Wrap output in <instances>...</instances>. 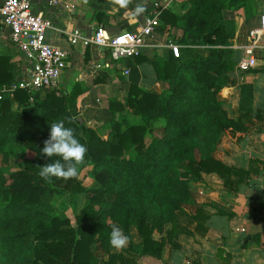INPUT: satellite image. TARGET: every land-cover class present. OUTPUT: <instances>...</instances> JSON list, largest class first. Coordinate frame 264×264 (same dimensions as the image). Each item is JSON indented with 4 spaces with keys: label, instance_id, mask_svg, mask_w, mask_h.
I'll return each mask as SVG.
<instances>
[{
    "label": "trees",
    "instance_id": "1",
    "mask_svg": "<svg viewBox=\"0 0 264 264\" xmlns=\"http://www.w3.org/2000/svg\"><path fill=\"white\" fill-rule=\"evenodd\" d=\"M180 6L181 11L164 8L158 26L166 33L179 30L180 34L171 36L179 43L178 55L169 51L164 58L148 59L165 87L150 91L120 76L118 89L124 93L122 101L107 102L105 136L75 118L79 88L73 87L68 95L54 89L30 94L21 86L7 94L0 91V158H7L3 148L7 143H20L31 151L21 167L8 174L0 166V264H97L93 242L107 252L98 264H114L117 258L128 264L143 253L159 256L165 241L172 242L177 231L187 230L179 223V215L184 214L181 204L190 194L189 179L213 172L225 190L234 192L244 175L255 171L209 154L220 131L248 128L227 115L218 91L221 78L235 62L232 49L223 46L233 36V19L225 18L222 10L232 9L242 17L237 33L241 40L251 26L254 0H183ZM108 16L96 12L103 26ZM120 23L129 28L123 20ZM134 57L147 60L142 55ZM19 70V63L0 55V87L13 81ZM250 99L251 85L241 84L239 106L247 103L242 115L251 111ZM127 115L138 120L129 121ZM255 115L264 116V112L257 110ZM61 120L88 149L79 170L91 165L89 186L79 178L46 182L38 175L40 166L60 159L44 156L41 149L50 125ZM81 192L85 200L73 214V222L50 201L58 195L73 208ZM193 217H198V210ZM113 225L129 237L127 258L108 250ZM131 227L140 239L137 243L130 239Z\"/></svg>",
    "mask_w": 264,
    "mask_h": 264
},
{
    "label": "crops",
    "instance_id": "2",
    "mask_svg": "<svg viewBox=\"0 0 264 264\" xmlns=\"http://www.w3.org/2000/svg\"><path fill=\"white\" fill-rule=\"evenodd\" d=\"M54 1L30 0L34 12L51 19V26L45 31L46 41L66 51V64L58 75L56 85L40 90L54 89L55 93L68 95L73 87L79 88L80 91L75 95L74 108L85 125L96 130L102 120H97L93 113L99 110L97 114L101 111L100 115L108 119V100L116 98L122 101L121 95L124 92L118 89L120 76L150 91L165 87V80L156 78L148 61L164 58L169 52V48L163 44L164 37L168 36L159 27L141 51L134 55L147 57V60L139 61L134 56L111 59L102 48L81 43L72 44L66 35L69 28L76 26L85 32L89 31L98 23L97 11L109 14L104 26L110 32L125 29L120 20H123V24L127 23L129 28L133 27L142 19L144 13L133 17L132 10L137 5L147 9L151 0H132L128 9H117L115 5L109 8L95 6L90 0L87 3L85 0ZM182 1L172 0L170 8L181 11ZM262 2L263 0H254L255 11L249 20L251 26L258 23ZM222 14L225 18L233 19V36L227 38L223 46L232 49L231 55L235 59L240 45L245 41V37L241 40L237 38L242 17L232 9H223ZM161 22L160 19L158 26H161ZM0 55H7L10 61L19 63L20 67L17 77L8 85L0 87L1 93L7 94L14 88L12 84L24 75L27 63L9 40L8 29L1 22ZM243 83L251 85V111L246 115L241 113L246 109L247 103L239 106V87ZM220 84L218 98L227 115L248 128L244 131L229 128L220 131L209 154L228 164L243 168L250 166L255 171L244 175L245 180L237 185L234 192L225 190L221 179L213 172L202 173L199 179H189L187 185L190 194L181 204L184 214L179 215V223L187 230L177 231L172 242L165 241L159 256L139 254L130 259L128 264H264V116L255 115L257 110L261 114L264 112V48L257 51L255 67L249 71H238L233 65L225 73V77L221 78ZM101 95L106 99L104 105L97 101ZM72 110L74 109H70L71 112ZM86 113H92L91 117L88 118ZM101 135L105 136L106 132ZM197 210L198 217L194 218ZM186 216L192 219L188 220ZM139 240V237L131 239L133 243ZM108 250L120 254L123 259L129 255L126 248L120 252L111 247ZM114 264L125 263L117 258Z\"/></svg>",
    "mask_w": 264,
    "mask_h": 264
},
{
    "label": "built area",
    "instance_id": "3",
    "mask_svg": "<svg viewBox=\"0 0 264 264\" xmlns=\"http://www.w3.org/2000/svg\"><path fill=\"white\" fill-rule=\"evenodd\" d=\"M171 1L151 0L142 19L128 29L110 32L102 24L95 23L85 32L76 26L66 31L67 39L72 44L102 48L114 60L134 56L155 35L160 13ZM0 22L7 27L9 40L27 63L24 75L12 86H21L30 94L54 87L66 64V51L45 39V31L51 26L50 17L34 12L30 0H1ZM163 44L174 56L178 55L179 43L165 36ZM239 48L235 68L238 71L252 68L256 64L257 51L264 48V0L258 23L247 29L245 41Z\"/></svg>",
    "mask_w": 264,
    "mask_h": 264
},
{
    "label": "clouds",
    "instance_id": "4",
    "mask_svg": "<svg viewBox=\"0 0 264 264\" xmlns=\"http://www.w3.org/2000/svg\"><path fill=\"white\" fill-rule=\"evenodd\" d=\"M87 3V0H85ZM110 3L120 9H128L132 0H110ZM145 7L137 5L132 10L133 17L145 12ZM88 149L77 138L74 130L65 126L64 121H56L50 125L49 138L44 141L41 152L44 156L52 158L59 157L51 163L40 166L38 175L46 182H51L53 178L68 180L78 178L79 169L85 163ZM129 237L123 230L113 225L109 234V245L116 252L123 251L129 244Z\"/></svg>",
    "mask_w": 264,
    "mask_h": 264
},
{
    "label": "rangeland",
    "instance_id": "5",
    "mask_svg": "<svg viewBox=\"0 0 264 264\" xmlns=\"http://www.w3.org/2000/svg\"><path fill=\"white\" fill-rule=\"evenodd\" d=\"M90 1H92L91 3H94L95 6L101 5V6H104L106 8H109V7H111V5H113L112 3H110V0H90ZM117 9H120V8L117 7ZM178 34H180L179 30H177V32H175V30L172 31L171 29L166 33V35L168 36L169 39L172 38L171 36H174V35L177 36ZM198 48H200V50L202 49L201 46H199ZM256 65H257V55H256V64L253 67H255ZM252 68H250V69H252ZM250 69L245 70V71H249ZM112 90H114V89H112ZM97 101L100 102L102 105H104L106 103V99L102 95L97 99ZM98 111L99 110H97L93 114L95 115L97 120H102V122L100 123L99 126H97L96 130H97V132H99V134H103V133L107 132V130L109 128V122H108L107 117H105L104 115H100L101 111L99 112L100 114H97ZM81 113L84 114L83 111H81ZM91 114L90 115L87 114L88 118L91 117ZM127 119L129 121H137L138 120V118L133 117L132 115H127ZM153 132H155V131H153ZM149 138H150L149 135L145 136L146 140H148ZM3 148H5V150L8 152L6 160L3 161L0 158V166L2 167L3 172L5 174H8L9 171H12L14 169L21 167L23 157L31 154V151L24 148V146H22L20 143H7L3 146ZM78 178L82 181L83 184H85L86 186H89L93 182L91 165H89V167H87V168H83V169L79 170ZM84 200H85L84 194L82 192L78 193L76 195L75 205L73 208H71L64 202V200L61 196L53 195L50 198V201L55 206L56 210L57 211H63L65 214L68 215V217L71 219L72 222H73V214L77 213L79 211L80 207L84 203ZM133 230H134L133 227H131V229L129 230L130 231L129 232L130 233V235H129L130 239H132V237L135 239L138 237L136 232ZM108 247H110V245H108ZM91 251L93 254V258L96 259L95 262L97 264H98L99 260H102L107 256V252L105 250H103L100 247L99 243H97V242H93L91 244Z\"/></svg>",
    "mask_w": 264,
    "mask_h": 264
},
{
    "label": "water",
    "instance_id": "6",
    "mask_svg": "<svg viewBox=\"0 0 264 264\" xmlns=\"http://www.w3.org/2000/svg\"><path fill=\"white\" fill-rule=\"evenodd\" d=\"M75 118L78 120L79 123L82 122L81 116H80L79 114H77V115L75 116Z\"/></svg>",
    "mask_w": 264,
    "mask_h": 264
}]
</instances>
